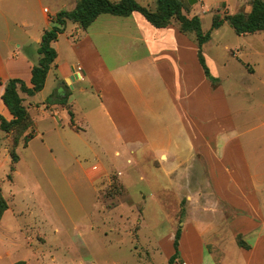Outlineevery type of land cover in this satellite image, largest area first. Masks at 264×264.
<instances>
[{"label": "rangeland", "instance_id": "obj_1", "mask_svg": "<svg viewBox=\"0 0 264 264\" xmlns=\"http://www.w3.org/2000/svg\"><path fill=\"white\" fill-rule=\"evenodd\" d=\"M136 1L156 8V0ZM253 1L200 0L188 6L182 0V13L197 16L206 33L214 16L247 14ZM63 4L0 0V46L7 65L25 69L26 60L37 65L34 39L47 29L42 7L67 11ZM171 25L178 28L174 20ZM68 29L56 47L58 63L70 65V73L78 61ZM185 35L191 86L186 85L192 89L187 105L197 103L208 112L194 120L191 141L184 139L159 79L152 85L151 75L145 82L135 73L116 76L114 68L127 59L117 51V38L103 53L117 86L106 77L93 87L87 80L69 82L72 88L63 82L75 114L72 125L56 102L61 94L52 76L42 92L26 98L32 122L27 133L0 131V196L12 210L0 220V264H169L176 231L181 238L191 227L203 232L202 264H245L241 251L264 243V232L257 233L259 227L264 231V32L238 36L228 23L213 30L202 46L216 79L212 84L198 64L194 33ZM167 82L173 85L170 78ZM96 87L112 94L109 113L98 105ZM48 104L57 106L58 115ZM124 138L132 141L129 149ZM248 183L256 185L255 200L237 188ZM189 240L195 247L193 234L184 235L174 264L188 261Z\"/></svg>", "mask_w": 264, "mask_h": 264}, {"label": "crops", "instance_id": "obj_2", "mask_svg": "<svg viewBox=\"0 0 264 264\" xmlns=\"http://www.w3.org/2000/svg\"><path fill=\"white\" fill-rule=\"evenodd\" d=\"M62 1L64 2V4L60 7L69 5V9L67 11H71L75 7V0ZM45 9L47 10V13L44 12ZM53 9L54 10L50 11L48 8L42 7V17L44 18L45 27L47 28L43 29L42 33L52 27V20L54 19L56 13H58L59 11H65L60 10L61 8L58 7H55ZM68 27V35L72 41L71 43H69L70 48L72 49L74 57L77 58L76 60L78 61V63H76L75 66L71 65L70 73V65L67 67L65 66V68L58 63L59 50L56 46H58V41L62 33L59 34L57 40L52 43V47L56 51L57 56L47 73L44 87L40 92H42L46 88L48 80L52 76V83H55V85L57 84V87L59 86L60 94L63 95L65 93L63 82L66 81L67 84L71 86V84L75 81L73 80V71L76 66L82 67L83 71L85 72V76L83 75V81H89L91 86L98 80L104 81L102 77L108 78L109 81L113 82L116 85L115 80L112 78L113 76L111 75V70L108 69L109 67L105 62L103 53L104 55H106L109 48L115 47L114 44L112 46V40L113 38H117L119 39L120 43L117 47V51L125 54L127 59L124 64H122L121 66L118 65L114 68L116 76L122 77V75L126 74L127 72L129 76L133 77V75L129 73H135L136 76L141 78L142 82H145L146 80L144 79V76L151 75V79L149 80L152 85H158V81L156 83V80L159 79L162 85V91L163 93H165L164 96H167L166 99L168 101L169 107L171 105V109L174 110L173 116H176L177 119H180V127L183 129L182 133L184 139L186 140L187 137V139L191 141L190 128L193 125H196V123H194V120L201 121L204 115H208V112H206L205 106L203 105L200 106L199 104L192 102H190L191 104L187 105L186 96L191 95L192 89L190 90V88H188L186 85V83L188 82L189 87L191 86L190 79L188 78L189 81L187 80L186 73V71H188L189 69L188 63H186V46L190 44L186 40V35L181 34L178 31V28L175 29L172 25L161 29L154 28L149 23H147L139 13L136 12L132 13L128 17L102 14L98 16L86 30L79 28L76 24L66 22L64 31ZM42 33L38 38L34 39L35 44L37 45V49L39 47ZM3 44L4 47H6L5 42ZM17 47H19V45H17ZM39 59L40 55L38 58V62ZM37 65H35V62H31L29 60L24 61L25 69H22L17 65H7L4 58V52L0 46V115L3 116L6 120L11 119V115L9 114L7 108L1 100V95L3 94L6 83L10 79H19L23 82L25 81V85L27 87H30L31 69ZM26 72L29 75L28 83L25 80L26 78L22 76L25 75ZM176 75L180 76L179 83L175 81ZM59 77H62V80H59ZM168 78H170L173 85L167 82ZM69 82L71 84H69ZM146 84L148 83L146 82ZM110 86L112 85L110 84ZM93 92H96L95 94H97L95 96L98 99V105L101 106L103 110H105V112L108 111L109 113V110L113 109L112 94L109 92V89L105 90L96 87L95 91L93 90ZM134 92L138 94V100L142 104V91L138 89L134 90ZM175 93H177L178 95H175ZM19 96L23 99V105L25 106L29 114L28 106L25 104V100L26 98L32 96H27L22 93H19ZM181 97L183 98V100H181ZM69 98L65 106L61 105L67 113L71 112L68 108ZM120 101H122L125 104L126 109H128L126 106L128 100L125 97V90L120 91ZM191 106L193 110H191ZM46 107L47 109H50L51 112L54 111V115H58L56 105L48 104L46 105ZM119 108H121V106ZM120 112H122V109L120 110ZM71 113L72 120H74L75 114L73 112ZM36 136H39L37 130H35V137ZM123 140L125 146L129 149L132 145L129 142L132 141L128 140L127 138H124ZM237 188L240 191H244V189L248 190L249 198L251 200H255L253 197L255 195V184L251 185V183H248L247 187L238 186ZM251 191L253 192L251 193ZM9 212H12V210L10 209V206L7 205V209L4 213ZM189 232L193 234L196 245L192 248L190 240L188 241L189 246L188 249L185 250L186 253H188V261L186 259H183V264H188L189 262H191L192 264H202L201 262L203 261L205 257L204 254L206 252L201 241L203 232L192 227L191 229H189ZM263 232L264 231L262 230V228L259 227L257 229L258 235H262ZM185 233L189 235H186ZM185 233L179 239V254L180 250L182 249L180 247V242L184 238V235L188 237L190 236V233ZM252 250L253 251L251 252L247 251V254L244 251H241V253L243 254L244 263L264 264V243H255L254 246H252ZM248 254L249 256L246 260L245 256H247Z\"/></svg>", "mask_w": 264, "mask_h": 264}, {"label": "trees", "instance_id": "obj_3", "mask_svg": "<svg viewBox=\"0 0 264 264\" xmlns=\"http://www.w3.org/2000/svg\"><path fill=\"white\" fill-rule=\"evenodd\" d=\"M183 8L182 0H156L154 11L140 5L136 0H118L116 2L110 0H76L75 7L71 11H59L56 13L52 21V27L45 30L41 35L37 49L40 59L38 65L31 69L30 87H27L19 79H10L4 87L1 100L11 115V119L6 120L0 115V131L10 133L17 130L19 135L24 136L32 126L31 118L23 105V99L19 96V93L33 96L43 89L47 73L57 56L52 43L57 40L59 34L63 33L66 22H71L86 30L102 14L128 17L136 12L152 27L161 29L171 25V21L174 20L181 34L194 33L198 64L204 77L211 84L215 83L216 79L210 75L205 64L202 46L210 40V34L213 30L219 29L223 23H228L238 36L264 32V0H254L247 14L225 15L223 18L214 16L206 33L201 30L200 19L197 16L187 18L182 13ZM68 96L69 92L66 88L63 95L57 96L56 102L65 106ZM68 114L71 118L69 125H72V113L68 112ZM6 209L7 204L0 196V220ZM180 234V230H177L174 235L172 244L174 252L168 260L169 264H174L179 258ZM14 264L24 263L16 262Z\"/></svg>", "mask_w": 264, "mask_h": 264}, {"label": "built area", "instance_id": "obj_4", "mask_svg": "<svg viewBox=\"0 0 264 264\" xmlns=\"http://www.w3.org/2000/svg\"><path fill=\"white\" fill-rule=\"evenodd\" d=\"M47 13V10H44ZM83 69L81 66H76L73 71V80L75 81H83Z\"/></svg>", "mask_w": 264, "mask_h": 264}, {"label": "water", "instance_id": "obj_5", "mask_svg": "<svg viewBox=\"0 0 264 264\" xmlns=\"http://www.w3.org/2000/svg\"><path fill=\"white\" fill-rule=\"evenodd\" d=\"M198 1H200V0H187V5L191 6V5L195 4V3H197ZM187 5H185V7H187Z\"/></svg>", "mask_w": 264, "mask_h": 264}]
</instances>
